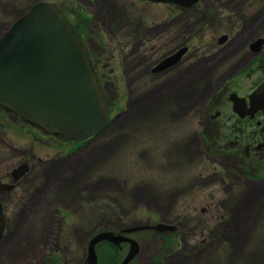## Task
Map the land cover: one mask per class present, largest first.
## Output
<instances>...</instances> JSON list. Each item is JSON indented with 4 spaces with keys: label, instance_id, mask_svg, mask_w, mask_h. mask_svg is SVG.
<instances>
[{
    "label": "rangeland",
    "instance_id": "obj_1",
    "mask_svg": "<svg viewBox=\"0 0 264 264\" xmlns=\"http://www.w3.org/2000/svg\"><path fill=\"white\" fill-rule=\"evenodd\" d=\"M33 1L0 0V36ZM46 1L61 5L68 16L75 15L69 16L74 24L82 16L94 17L98 24L104 21L107 29L114 28V18L123 12L119 0H101L99 4L90 0ZM262 15L264 11L259 19ZM238 40L216 52L204 51L206 56L185 68L184 79L131 82L135 79L131 74L129 80L118 83V106L111 111L107 130L85 151L58 162L52 177L44 180L49 187L26 195L28 206L7 202L0 264H40L56 245L60 251L55 256H65L58 258L60 263L82 264L88 238L101 229L118 231L160 220L179 222L184 232L174 239L180 244L176 248L175 240L171 242L174 251L162 257L158 252L165 240L154 235L156 230L133 231L130 235L140 248L132 261L149 264L158 258L162 264H262L264 180L224 188L232 162L223 154L217 157L218 162L211 161L199 137L203 103L243 58L235 50ZM240 84L244 90L250 87L247 82ZM149 104L152 107L142 113ZM223 113L226 118L229 110L223 109ZM25 127L0 108V139L17 147L36 145ZM17 160L16 152L0 141V173L4 168L9 171ZM82 187L88 190L84 194L90 204L84 209H68L79 201ZM251 196L255 200L248 203ZM97 246L100 264L105 247ZM177 249L180 251L173 254Z\"/></svg>",
    "mask_w": 264,
    "mask_h": 264
},
{
    "label": "flooded vegetation",
    "instance_id": "obj_2",
    "mask_svg": "<svg viewBox=\"0 0 264 264\" xmlns=\"http://www.w3.org/2000/svg\"><path fill=\"white\" fill-rule=\"evenodd\" d=\"M90 1L99 4L101 0ZM184 1L119 0V7L123 12L114 18L113 29H107L102 20L99 24L96 23L94 17L90 20L87 18L83 26L77 22L97 78L108 98L114 101V108L118 96L117 84L127 81L131 74L135 77L131 82L142 78L152 83L166 82L174 78L184 79L185 68L195 64L202 55L206 56L204 51L216 52L234 44L235 40L247 34L238 40L235 47L237 53H242L243 56L240 63L203 103L204 119L200 121L199 137L200 144L205 145L206 156L211 161L218 162L217 157L223 154L232 162L233 170L227 171L228 181L223 183L224 188H238L247 181H263L264 108L252 111L249 97L264 82V20L260 21L264 15L259 19L264 11V0H198L188 7ZM69 16L75 17L72 14ZM98 38H101L100 42ZM104 39L108 42H103ZM183 48L185 51L177 61L159 68L164 59ZM128 64H131L130 69ZM245 82L250 83L246 90L240 84ZM233 96L240 98L237 111L230 99ZM207 104L209 106H206ZM0 108L21 120L26 126V133L30 134L36 143L30 147H17L3 138L0 139L2 143H7V147L16 152L18 157L16 165L9 171L4 168L1 172L3 174L0 173L1 183L12 186L9 189H0V200L5 209L8 201L28 206L30 202L26 195L34 191L43 192L49 187L47 182L44 185V180L52 177L51 172L58 167V162L85 151L90 143L104 132L92 138L75 140L64 133L49 132L7 108ZM223 109L229 110L226 118H223ZM53 151L56 153L50 157ZM19 164H25L26 171L14 180L12 171L19 167ZM216 174L222 175L221 172ZM30 176L34 178L31 179ZM221 178L223 179L222 176ZM199 180L201 181V177ZM79 191V201L68 205V209H84L90 204L89 197L84 194L88 192L87 188L82 187ZM168 224L175 228L153 232L165 240L164 246L158 252L162 257L174 251L170 245L174 240L177 248L180 241L174 238L184 232V229L179 227V222ZM122 234L133 238L131 233ZM167 240L169 244L166 245ZM108 243L101 244L105 247L104 255L112 248ZM112 245L118 251L120 263L129 244L123 242ZM58 251L60 247L57 245L49 249L48 259H52ZM179 251L177 249L173 254ZM47 253L43 258H46ZM60 257L65 259L64 255H57V260L55 258L43 264H59ZM157 262L162 264L158 258L150 260L149 264ZM64 263L67 264L66 261ZM82 264H85V260ZM128 264L137 263L131 261Z\"/></svg>",
    "mask_w": 264,
    "mask_h": 264
},
{
    "label": "water",
    "instance_id": "obj_3",
    "mask_svg": "<svg viewBox=\"0 0 264 264\" xmlns=\"http://www.w3.org/2000/svg\"><path fill=\"white\" fill-rule=\"evenodd\" d=\"M196 1L184 2L188 7ZM184 51L183 48L166 58L160 67L177 61ZM249 98L252 111L264 108V82ZM113 103L103 92L80 34L57 5L46 1L34 3L0 37L1 106L48 131L83 140L108 125ZM24 172L25 165H21L12 171V176L17 179ZM10 187L0 182V189ZM4 228L0 201V238ZM143 229L163 232L172 227L163 223L137 225L121 232ZM102 241L115 245L129 243L120 264H128L139 252L137 241L120 233L100 230L89 239L86 264H97L95 247Z\"/></svg>",
    "mask_w": 264,
    "mask_h": 264
},
{
    "label": "trees",
    "instance_id": "obj_4",
    "mask_svg": "<svg viewBox=\"0 0 264 264\" xmlns=\"http://www.w3.org/2000/svg\"><path fill=\"white\" fill-rule=\"evenodd\" d=\"M61 7V5H59ZM82 20L79 21L81 26L84 25V21L87 19V17H83L81 18ZM88 20H90L88 18ZM76 29L78 31H80V29L77 27V24H75ZM206 106H209L208 104ZM108 245H111V249L107 250V254L104 255V258L102 257V261L100 264H118L119 262V256H118V251L117 249L110 243H108ZM158 264V263H157Z\"/></svg>",
    "mask_w": 264,
    "mask_h": 264
},
{
    "label": "bare ground",
    "instance_id": "obj_5",
    "mask_svg": "<svg viewBox=\"0 0 264 264\" xmlns=\"http://www.w3.org/2000/svg\"><path fill=\"white\" fill-rule=\"evenodd\" d=\"M34 1H36V0H34ZM165 96L166 95H164L162 98H165ZM230 99H231V101L233 102V106L235 107V109H236V111L237 110H239V108L237 107L238 105H239V100H240V98H238L237 96H233V97H230ZM250 99V98H249ZM158 103V101H156L155 102V104H157ZM154 104V105H155ZM152 107V104H149V106L148 107H146V108H144L143 110H141L142 111V113L143 112H146V111H148V109L149 108H151ZM187 151V150H186ZM188 153H189V151H187ZM254 200H255V198L253 197V196H251V197H249L248 198V203H250V202H254ZM263 203H264V199H263ZM246 219V221H245V223L247 222V220H248V216H247V218H246V216L244 217V220ZM262 264H264V260L262 261Z\"/></svg>",
    "mask_w": 264,
    "mask_h": 264
}]
</instances>
